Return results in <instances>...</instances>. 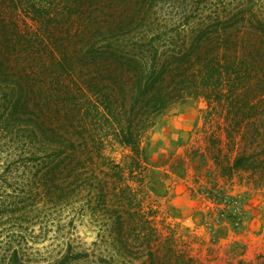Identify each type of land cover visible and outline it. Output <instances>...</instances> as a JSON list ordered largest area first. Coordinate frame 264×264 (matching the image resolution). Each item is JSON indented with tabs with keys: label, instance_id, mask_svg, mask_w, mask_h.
I'll return each instance as SVG.
<instances>
[{
	"label": "rangeland",
	"instance_id": "374dc122",
	"mask_svg": "<svg viewBox=\"0 0 264 264\" xmlns=\"http://www.w3.org/2000/svg\"><path fill=\"white\" fill-rule=\"evenodd\" d=\"M49 10L10 18L21 37L8 26L17 46L0 56V264H264V0H52ZM109 27L136 31L129 43L160 33L167 56L183 28L229 29L231 44L261 48V71L231 80L243 85L226 100L175 102L135 150L120 141V100L111 98L114 116L104 109L107 70L99 85L85 68L46 70L74 45L105 41ZM27 43L33 55L42 48L35 69ZM46 45L67 47L52 56ZM20 64L36 71L31 96L13 74ZM252 105L259 116L234 127L229 109ZM245 136L258 138L247 144L254 155L233 167Z\"/></svg>",
	"mask_w": 264,
	"mask_h": 264
},
{
	"label": "trees",
	"instance_id": "16d2710c",
	"mask_svg": "<svg viewBox=\"0 0 264 264\" xmlns=\"http://www.w3.org/2000/svg\"><path fill=\"white\" fill-rule=\"evenodd\" d=\"M46 2L51 6L52 0H46ZM50 6L40 8L35 0H0V32L5 28L8 37H5L0 43L1 60H7L17 46L15 42L12 43L9 40L10 29L8 26H11L7 24L9 19L13 17L14 24H16L20 13L23 12L30 14L35 20L45 19L47 13L50 12ZM11 27L16 31L15 34L21 37L17 27ZM106 31L105 41L90 42L80 45L81 47L74 45L71 50L62 54L63 58L59 63L47 64L46 70L52 72L53 69L60 67L73 73L78 69L85 68L90 73L87 81H91L95 85L100 83L95 76L105 74L104 71L107 70L113 87L107 94V101L103 105L104 109L112 112L111 116H114L116 111L112 110L111 98L113 101L114 99L120 100L121 107L115 113L116 119H119L117 122L122 123L119 130L120 141L132 146L135 150L139 149L141 133L150 128L155 118L175 102L186 100L188 96L191 97L194 94L199 95V92H202L200 94L205 95L209 102L213 94L219 101L226 100L223 94L229 90L231 93H237V90H240L239 88L243 85L239 80L233 82L231 80L241 79L243 73L259 74L261 71V48L231 44L228 38L232 33L229 29L183 28L177 33L184 32L185 39L179 45V51H171L170 56H167L164 51L160 52V48L155 45L154 41L160 34L158 32L149 34L151 39L148 40V43L139 44L137 41L129 43V39L133 40V37L137 35L134 30L127 31L120 36L111 33L113 29L110 27ZM143 31L144 33H139V38L148 35V29ZM116 37H119L117 39L123 45L117 43ZM213 40L216 42H212ZM206 41H211V43ZM30 45L32 44L23 45L25 56L29 61V55H31L30 67L35 69L38 62V50L41 51L42 48L37 46L33 55L31 47L34 45ZM66 47L64 45L43 46L46 51L50 50L52 56L53 52H56L55 48L59 51ZM19 70L22 71L21 76L28 80L26 85L22 84L20 76V86L23 85L22 88L27 91L28 95L35 94L36 89L29 80H34L32 74L34 72L35 76L36 71L33 70L31 74L26 64H23L22 67L20 64L18 70L15 69L13 74L18 75ZM199 79H202L203 82ZM239 94L242 95V93ZM229 112L237 114V121L233 126L243 129V121L251 117H258L261 109L259 106L252 105L248 109L237 107L233 110L231 107ZM127 123L128 126H125ZM259 131L256 128V133ZM256 136L258 137V135ZM257 139L253 136L243 138L245 143L243 142L241 152L235 157L232 163L233 167L244 166L249 157L254 155V152L247 151V144L254 145Z\"/></svg>",
	"mask_w": 264,
	"mask_h": 264
},
{
	"label": "built area",
	"instance_id": "2783aa9c",
	"mask_svg": "<svg viewBox=\"0 0 264 264\" xmlns=\"http://www.w3.org/2000/svg\"><path fill=\"white\" fill-rule=\"evenodd\" d=\"M235 201H237V200H235ZM238 202V201H237ZM236 223H239V221H237Z\"/></svg>",
	"mask_w": 264,
	"mask_h": 264
}]
</instances>
